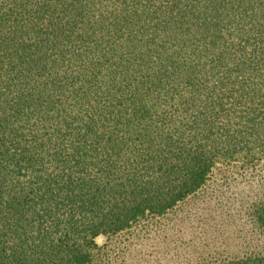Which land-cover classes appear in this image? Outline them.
Here are the masks:
<instances>
[{"label": "trees", "instance_id": "16d2710c", "mask_svg": "<svg viewBox=\"0 0 264 264\" xmlns=\"http://www.w3.org/2000/svg\"><path fill=\"white\" fill-rule=\"evenodd\" d=\"M163 1L0 0V264H92L97 237L264 149L244 0Z\"/></svg>", "mask_w": 264, "mask_h": 264}, {"label": "rangeland", "instance_id": "374dc122", "mask_svg": "<svg viewBox=\"0 0 264 264\" xmlns=\"http://www.w3.org/2000/svg\"><path fill=\"white\" fill-rule=\"evenodd\" d=\"M97 2L108 16L117 15L118 0ZM235 3L218 7L235 11ZM244 8L239 27L259 37L257 47L264 48V0H244ZM255 53L264 67V51L256 48ZM250 153L219 159L200 189L164 215H148L114 235L97 237L92 264H221L264 258V226L255 216L264 205V149Z\"/></svg>", "mask_w": 264, "mask_h": 264}]
</instances>
